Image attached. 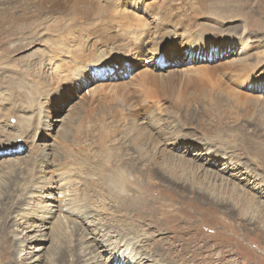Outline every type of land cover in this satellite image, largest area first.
Listing matches in <instances>:
<instances>
[{"label": "rangeland", "instance_id": "374dc122", "mask_svg": "<svg viewBox=\"0 0 264 264\" xmlns=\"http://www.w3.org/2000/svg\"><path fill=\"white\" fill-rule=\"evenodd\" d=\"M216 1L231 10L249 0H0L2 121L25 129L15 147L0 151V193L10 212L0 215V254L10 219L16 264H49L50 255L52 264H90L93 256L118 264L117 248L98 242L102 232L113 244L126 237L128 254L117 252L121 261L128 256L122 264H264V85H243L227 67L240 47L210 57L188 51L236 35L257 47L247 52L254 55L264 51V29L250 21L242 32L244 19L232 13L219 29L212 15L198 14ZM202 25L215 33L198 42ZM136 27L148 28L144 40L130 35ZM102 61L113 70L99 81ZM254 66L264 70V62ZM169 135L178 147L162 144ZM114 151L121 161L111 158ZM107 162L133 167L122 168L130 180L117 195L93 183V169L71 185L59 176L50 181L66 167ZM85 183L88 207L76 203L77 219L49 251L50 232L34 231L36 218L59 200L61 215L69 212L78 191L71 188ZM244 196L255 203H242Z\"/></svg>", "mask_w": 264, "mask_h": 264}, {"label": "bare ground", "instance_id": "6f19581e", "mask_svg": "<svg viewBox=\"0 0 264 264\" xmlns=\"http://www.w3.org/2000/svg\"><path fill=\"white\" fill-rule=\"evenodd\" d=\"M126 1H129L130 2V5H132V4L134 5L136 3V0H126ZM241 1L243 2V0H241ZM251 2L252 1H250V0L249 1H246V3H242V6L248 5ZM263 2H264L263 0H253L252 4L250 5L251 7L248 6L249 8L246 10V12L244 14H241L240 15L239 10L242 7V6H240V4L234 5L235 7L234 8H231V10H229V9L223 8L216 1V2L212 3L210 6L209 5L202 4V6L198 9V14H199V16H201V15H204V16H206V15L210 16V15H212L215 18L214 19V22H216V24L219 27V29H223V24L220 23V20H222V21L223 20H226L228 17L231 16L230 13H232V16L234 14V15H236L237 18L244 19V24L241 26V27H243L242 28V32L250 31V28L252 27V24H251L250 21H252L254 24H256V26L254 25V27H255L256 30H259L261 28L264 29V4H263ZM145 23L143 24L144 26L147 25ZM202 26H204V29L201 30V33L195 34V36H194V39L197 40L198 42H200V40L202 42L206 41L208 39V35H212V34L215 33V30H214L215 28H212L209 25H202ZM241 27L236 26L235 29H238V28H241ZM233 28H234V25L233 26L232 25H229V27L228 26L225 27V29L227 30V32H228V30L233 29ZM245 29H246V31H245ZM148 32H149L148 28H147V32H145V30L143 28L136 27L135 28V32L130 33V35H132V36L138 35L140 41H142V40H144L147 37ZM229 33H230V31H229ZM231 37H233V38H231ZM241 38H242V36L239 38V37H236V35L222 36L221 39H220V41H218L217 43H212V44H209V45H207L205 47L203 45H201V44H197V45H195V47L188 48V51H189V54H194L196 56H200V55H202V56L203 55H206L207 56V54H208L207 57H210L211 54L212 55H215L216 49H217V52L218 53H220L222 51H226L225 54H227V51L228 50L235 49V48L240 47L241 48L240 51H239L240 53H238L237 50H236V52L238 54V58H236V59L232 58L231 59L232 62L227 67L228 68L235 69L234 70V71H236L235 74H237V76L239 77V79L241 80V82H242L243 85L251 86V87L252 86H258V85H264V81H262L263 78H260L262 76L264 70H259L258 66L257 67L254 66L255 64H257L259 62H264V51H256L255 53H253L254 55H251V54L247 53L249 50H252L253 51V50L257 49V47L256 48L252 47L251 45L248 44L249 42H246V40H245L246 38L245 39H241ZM170 42H171L170 44L172 46H175V44H176V40L175 39H172ZM206 56H205V58H206ZM228 56H231V55H227V57ZM252 59H253V63L250 62ZM104 63L107 64L106 62L102 61V62H100V65H104ZM104 68L105 67H102L103 70H105ZM225 70H226V68H225ZM235 74H234V76H235ZM66 77H68V76H66ZM66 77H65V79H66ZM82 80H84V79H82ZM61 81H63V80H61ZM236 81H238V80H236ZM247 95L249 96V94H247ZM247 98H249V97H247ZM247 98H245V99H247ZM254 100H255V98H254ZM256 102H258V101H256ZM4 110H5L4 106L0 105V151H2V150L4 151L7 148L15 147V145H16L15 140L18 139V138L22 139L23 137H25V129H20V130H18V129H11V127L9 126V124H7V123L4 124V122L2 121V117L4 115V112H3ZM20 125H21V123H20ZM44 125L46 126V124H43V126ZM149 137H150V135H149ZM162 137H163V139H162V144L163 145L164 144H167V145H171V146L175 147V146H177L179 144L178 141H177V139H176V137H173L171 135H169V136H162ZM151 140H153V139H151ZM1 155H2V153L0 152V156ZM120 155L121 154L119 152H115L114 151L112 153V155H111V158L117 159V160H120L121 161L122 160L121 159L122 156H120ZM40 156H41V154H40ZM221 158L223 159V157H221ZM27 160L30 161L29 159H27ZM119 164H121V163H119ZM122 168H125L126 170H128L130 172L133 167L127 165L125 167L122 166ZM122 168H121L120 165H117V164H110L109 165V163L107 165H105V167L101 166V167L93 168L88 163H84V164L80 165L79 167H66L64 170H62V171L56 173L55 175H53V178L51 177V180L50 181L52 182L55 177H58L59 176V177H62L65 180V182H64L65 184L64 185H66V184L71 185V183L74 181V180H72V177L73 176H75V178H76V177L79 176V174H81V173L84 174L85 172H87L86 169L88 171H91L93 169L95 171L94 174L96 175V178H94V179H96V180H94V182L93 181L92 182L93 183H97L98 185H100L101 188H103L107 192V194L110 193L112 195V194L116 193V195H117L118 194V190H124V188H125L124 186L126 184V180H128V181L130 180V177L128 175H126L125 171ZM143 170H146V171H149V173H152L151 172L152 169H143ZM163 170L166 171L168 169H163ZM169 172L170 173H173V169L169 170ZM76 181L77 180H75V182ZM53 182H52V184H54ZM92 182H90V183H92ZM25 184H27V183H25ZM20 187H21V185H20ZM57 188L58 187H56V189ZM88 188L89 187L86 186V183L83 185L82 188H79V186H75L73 189L71 188V191H76V190H78V191L77 192H74V194H72L73 192L72 193L69 192V193H71L70 195L73 196V199H75V201L69 207V212H63L62 215H61V211H62L61 210V207L64 206V205H61V201L58 199L59 201H58L57 205H52L51 208L48 207L47 212L44 215L36 218V219L39 220V225L37 226L38 229H34V231L36 230V232L42 233L43 231L47 230V231L50 232L49 240L51 239L52 242H51V245L48 248L49 251H53L52 245H56V244L62 245V241H63L62 231L64 229L67 230V227H68V226H66L67 221L69 220V222H70V220H72V218L77 219V217L71 215L72 212L74 213V209L76 208V203L77 202H80L79 207L81 208V211H82V206L83 205H86L88 207V204H89L90 199H91V196H92L91 193H90L91 195L89 194ZM68 190H70V188ZM105 191H103V192H105ZM65 192H67V191H65ZM102 194H105V193H102ZM64 196H62V197H64ZM14 200L15 199L13 198V201ZM18 200H20V199H18ZM240 200H241V198H240ZM242 201H244L245 204H248L250 206H252L255 203V202L253 203V198L248 197V196H244V198L241 200V202ZM8 202H9L8 196L6 194H3L2 195V193H0V215L3 214L2 213L3 211H4V215H9L10 212L7 214V210H8V207H9L8 206ZM68 204H70V201H68L67 205ZM37 207L40 208L41 205H38ZM43 207H46V205H43ZM38 208H37V210H39ZM52 208H55L54 211L52 210ZM261 209H263L262 212H264V208H261ZM235 211H237V210H235ZM20 214H22L20 218L26 220L27 216L24 214V212L23 213H20ZM83 214L85 215V213H83ZM78 215H76V216H78ZM9 221H10V219H9ZM9 221H5V224H4L5 228L3 230L4 233H3L2 236H3V239H4V249H5V251H3V253L0 254V260H2V261H0V264H16V261H17L16 255L13 254V249L15 247V244L10 241V239L8 237L9 235H7V233H8L7 229L9 227L8 226L9 225ZM75 222H76L75 225H78L79 226V224H81L80 220L79 221H75ZM80 227H81V225H80ZM74 230H76V229H74ZM83 230H86V228L83 229ZM133 231H134V229H133ZM61 234H62V236H61ZM105 237H106V234H104L102 232V234L100 235V241H98V238H95L94 236H93L92 240L95 243H96V241H98L100 244H102L101 241H103V242H106L107 243V244L105 243L106 245H109V244L111 246L113 245V248L112 249L115 250V248H117L116 249L117 251H115V253H116V258L118 260L117 261L118 264H122L123 262H125L124 260L123 261L120 260L121 259V256L117 252H118V250L121 251V249H122L121 247H124V251L126 253L130 250V249H128V248L125 247V245H126V242H125L126 237L119 236L116 239H114V240H117V243L116 244H113L110 241V240L113 241V239H111V238H106L105 239ZM41 238H44V233L42 234ZM83 238H85V237L83 236ZM43 241H45V239H43ZM159 243H160V241H159ZM11 248H12V250H11ZM54 249L56 250L55 251V255H56L57 252H58V250H60L62 248L58 247V245H57V247L54 248ZM64 256H65V251H64V249H62L58 253V257L60 259H64ZM93 257H92V261L90 262V264H103L104 263V262H101L99 258H98L99 259V261H98L97 258H95V256H93ZM113 258L114 257L112 256L109 259L108 262H114V261H112ZM52 260H53L52 259V255H50L49 258H47V262L49 264H52ZM74 261L75 260H73V262ZM127 262H129V261H127ZM160 262H161V260H160ZM53 264H55V263H53Z\"/></svg>", "mask_w": 264, "mask_h": 264}, {"label": "clouds", "instance_id": "9594fccd", "mask_svg": "<svg viewBox=\"0 0 264 264\" xmlns=\"http://www.w3.org/2000/svg\"><path fill=\"white\" fill-rule=\"evenodd\" d=\"M118 254H119V253H118ZM120 256H121V255H120ZM123 256H124V255H123ZM123 256H122V258H125L124 261L126 262V257H128V256H126V257H125V256L123 257ZM128 260H129V259L127 258V261H128ZM123 263H124V262H123Z\"/></svg>", "mask_w": 264, "mask_h": 264}]
</instances>
